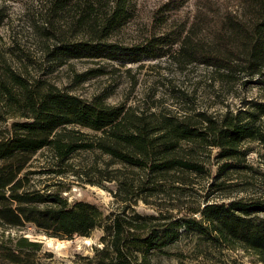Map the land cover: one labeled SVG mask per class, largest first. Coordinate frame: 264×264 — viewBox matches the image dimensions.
<instances>
[{"label":"trees","instance_id":"16d2710c","mask_svg":"<svg viewBox=\"0 0 264 264\" xmlns=\"http://www.w3.org/2000/svg\"><path fill=\"white\" fill-rule=\"evenodd\" d=\"M44 1L36 30L51 62L174 55L182 63L210 67L227 81L237 74L264 75V0H199L195 17L181 22L172 12L182 0H170L153 15L142 38L128 46L114 37L135 17L137 0ZM10 63L0 53V264H38L40 241L4 234L25 224L55 238L87 237L102 226L95 254L70 264H153L152 254H166L181 238L194 239L202 253L240 249L250 261L264 264V182L259 196L205 201L179 216L129 214L125 207L105 215L94 203L68 201L58 191L35 188L28 169L43 148L59 160L79 150L98 151L114 163L144 172L129 179L122 169L115 170L117 192L125 201L133 189L150 196L169 183L186 184V173L207 174L201 151L215 149V176L228 179L249 167L242 144L264 142L259 124L264 102L219 114L138 112L123 103H108L101 94L75 95Z\"/></svg>","mask_w":264,"mask_h":264},{"label":"rangeland","instance_id":"374dc122","mask_svg":"<svg viewBox=\"0 0 264 264\" xmlns=\"http://www.w3.org/2000/svg\"><path fill=\"white\" fill-rule=\"evenodd\" d=\"M169 1L137 0L135 17L115 35L114 40L124 46L138 42L153 15L162 11L164 3ZM44 4V0H0V53L6 56L14 69L24 68L30 77L41 78L84 98L101 94L108 103H123L138 112L182 115L195 110L219 114L226 109L249 108L264 102V75L249 77L237 74L232 81H227L210 67L200 63L185 64L174 55L142 57L139 61L82 58L69 59L64 64L51 62L44 53V41L36 30ZM200 5L199 0H182L172 16L177 22L191 20ZM81 73L84 74L78 75ZM259 124L264 131V114ZM78 130L93 136L91 131ZM242 149L246 152L244 162L249 167L233 172L228 179L221 180L215 176L218 168L215 149H204L200 161L209 169L207 174L186 173V184L169 183L163 191L150 196L133 189L126 194L125 201L121 199V196L124 198L123 193L119 195L117 192L119 181L115 170L122 169L129 179H139L144 172L114 163L98 151L79 150L59 160L51 149L43 148L34 154L28 169L32 171L30 182L35 188L58 191L68 201L83 199L94 203L105 215L120 212L125 207L129 214L171 212L179 216L189 207L205 201L220 202L262 194L264 142L246 141ZM220 180L222 183L219 184ZM4 234H21L40 241L42 248L37 254L38 264H70L95 254V249L101 246L99 238L103 228L95 227L87 237L55 238L25 224L20 228H7ZM166 251V254H152L151 262L262 264L250 261V257L240 249L202 253L191 238H181Z\"/></svg>","mask_w":264,"mask_h":264}]
</instances>
